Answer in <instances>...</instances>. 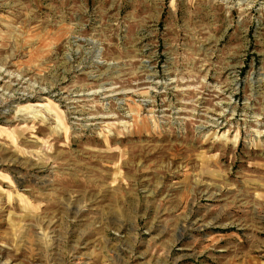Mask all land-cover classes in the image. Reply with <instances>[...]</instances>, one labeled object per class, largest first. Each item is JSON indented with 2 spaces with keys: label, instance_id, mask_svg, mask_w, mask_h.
Returning <instances> with one entry per match:
<instances>
[{
  "label": "rangeland",
  "instance_id": "1",
  "mask_svg": "<svg viewBox=\"0 0 264 264\" xmlns=\"http://www.w3.org/2000/svg\"><path fill=\"white\" fill-rule=\"evenodd\" d=\"M0 264H264V0H0Z\"/></svg>",
  "mask_w": 264,
  "mask_h": 264
}]
</instances>
